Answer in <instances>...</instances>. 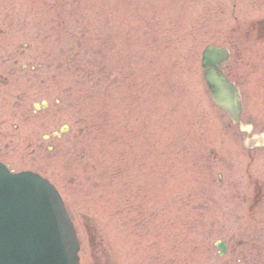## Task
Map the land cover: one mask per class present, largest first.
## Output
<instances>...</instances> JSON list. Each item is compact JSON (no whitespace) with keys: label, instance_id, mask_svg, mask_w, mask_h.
I'll use <instances>...</instances> for the list:
<instances>
[{"label":"rangeland","instance_id":"rangeland-1","mask_svg":"<svg viewBox=\"0 0 264 264\" xmlns=\"http://www.w3.org/2000/svg\"><path fill=\"white\" fill-rule=\"evenodd\" d=\"M261 18L264 0H0V161L57 186L81 264H128L131 245L135 264H264V148L201 65L208 44L262 47L247 36ZM237 65L263 133L259 60Z\"/></svg>","mask_w":264,"mask_h":264},{"label":"water","instance_id":"water-1","mask_svg":"<svg viewBox=\"0 0 264 264\" xmlns=\"http://www.w3.org/2000/svg\"><path fill=\"white\" fill-rule=\"evenodd\" d=\"M226 55V50L223 48L214 46L206 48L203 64L210 67L205 69V77L216 102L226 108L230 116L239 122L242 112L240 95L219 69L220 62ZM252 144L264 145V135L253 138ZM6 177L0 178V188L10 199V203L4 205L8 200H0V206L3 205L0 212L2 222L0 226L2 229L5 228L3 231L11 233V236H16L15 232H18L19 235L25 233L30 234L31 237L23 235L22 241H29V243L25 248H17L20 251L18 256L15 255V252H18L16 248L10 250V254L6 255L10 248L16 247L14 243L10 246L6 245L7 251L2 252L0 260L7 264H23L25 262L30 264H79L77 255L79 244L76 234L54 188L40 176L31 173L15 176L6 173ZM10 178L15 180L19 178L22 183L18 187L17 183L20 182ZM23 205H31L34 208L41 206L49 215L46 214L43 217L44 221L38 224L33 219L30 210L21 207ZM49 208L53 209L57 217V227L51 224ZM19 237L16 236L15 239L17 240ZM220 245L222 253L225 252V245ZM18 261L23 263H18Z\"/></svg>","mask_w":264,"mask_h":264},{"label":"bare ground","instance_id":"bare-ground-1","mask_svg":"<svg viewBox=\"0 0 264 264\" xmlns=\"http://www.w3.org/2000/svg\"><path fill=\"white\" fill-rule=\"evenodd\" d=\"M205 13H206V11H205ZM81 195H82V193H81ZM130 242H132V241H130ZM120 250H122L121 247L119 249V253H120L119 256H120V258L123 259V257L124 258L126 257V258L130 259L129 260L130 263H128V264H135L137 262V259H136L137 250H136L135 246L131 245V246L126 247L125 250H122V251H120Z\"/></svg>","mask_w":264,"mask_h":264},{"label":"flooded vegetation","instance_id":"flooded-vegetation-1","mask_svg":"<svg viewBox=\"0 0 264 264\" xmlns=\"http://www.w3.org/2000/svg\"><path fill=\"white\" fill-rule=\"evenodd\" d=\"M262 30H264V27H261ZM254 34V29L251 27L250 30H248V35H252ZM257 36L261 37L258 33H256ZM262 36L264 37V35L262 34ZM240 57V55H238Z\"/></svg>","mask_w":264,"mask_h":264}]
</instances>
